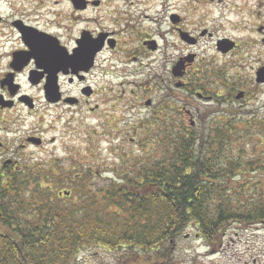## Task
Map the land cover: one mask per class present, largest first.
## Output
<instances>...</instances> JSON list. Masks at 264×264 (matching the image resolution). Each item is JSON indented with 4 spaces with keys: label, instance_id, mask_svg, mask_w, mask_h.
Returning <instances> with one entry per match:
<instances>
[{
    "label": "flooded vegetation",
    "instance_id": "af4514ba",
    "mask_svg": "<svg viewBox=\"0 0 264 264\" xmlns=\"http://www.w3.org/2000/svg\"><path fill=\"white\" fill-rule=\"evenodd\" d=\"M128 104L133 134L264 116V0H0V185L74 178L98 129L123 179Z\"/></svg>",
    "mask_w": 264,
    "mask_h": 264
},
{
    "label": "trees",
    "instance_id": "16d2710c",
    "mask_svg": "<svg viewBox=\"0 0 264 264\" xmlns=\"http://www.w3.org/2000/svg\"><path fill=\"white\" fill-rule=\"evenodd\" d=\"M219 122L180 130L166 159L104 185L89 170L0 185V264H72L87 247L124 264H172L186 228L213 246L231 224L264 225V137L251 122Z\"/></svg>",
    "mask_w": 264,
    "mask_h": 264
},
{
    "label": "rangeland",
    "instance_id": "374dc122",
    "mask_svg": "<svg viewBox=\"0 0 264 264\" xmlns=\"http://www.w3.org/2000/svg\"><path fill=\"white\" fill-rule=\"evenodd\" d=\"M177 91L180 92V90ZM129 104L126 109L127 115L122 123V127L124 128L123 133L127 131V138L124 143L125 148L123 149L124 156H122V160L124 159L122 164L124 175H122V177L126 175L129 166H136L139 162H148L147 160L160 161L161 159H166L168 152L167 147L171 145L169 140H173L180 130H184V123L181 122V116L176 115L175 129H171V133L160 131L157 134L150 135L148 130H143L138 132L139 134H133L132 129L137 126L138 113H136V109L131 108ZM214 118L215 117L207 118L208 125L204 127L205 130L211 127L210 121H212V126H214ZM221 118V121L225 118L228 120L236 119V127L239 129L246 127L247 122H251L250 124H253L257 133L264 137V116H238L232 112H224ZM185 123L187 122L185 121ZM195 128L194 131L203 130L198 124ZM84 135L85 134H80L77 138L69 137L65 139V142H68L69 145L79 147V153L81 154L79 156L80 159H83V148L87 146L85 144ZM130 136H135V141L131 142L128 140ZM146 136L149 140H147ZM150 137L154 139L152 143L150 142ZM97 138L98 139L94 143L96 153L95 160L90 164L79 165L78 169L70 174H79L81 170H90L91 181L104 185L110 182L109 180H112V175L109 173L110 169L119 161L114 160L112 156L108 155L109 149L106 143L107 139L104 137L102 129H98ZM255 139L259 138L255 137ZM150 144H152V146H150ZM70 166L71 164L64 165L65 168L69 169ZM95 171H98V174L95 175ZM262 183H264V174L262 176ZM61 190L63 189L61 188ZM197 233L194 227L186 228L183 231L173 246L172 264H264L263 224H231L225 228L223 232L224 235H222L219 243L213 246L207 245V242L199 238ZM117 256V253H110L99 247H87L78 253L72 264H124L117 260ZM136 264L146 263L139 261Z\"/></svg>",
    "mask_w": 264,
    "mask_h": 264
},
{
    "label": "water",
    "instance_id": "95a60500",
    "mask_svg": "<svg viewBox=\"0 0 264 264\" xmlns=\"http://www.w3.org/2000/svg\"><path fill=\"white\" fill-rule=\"evenodd\" d=\"M65 194H68V192H65Z\"/></svg>",
    "mask_w": 264,
    "mask_h": 264
}]
</instances>
